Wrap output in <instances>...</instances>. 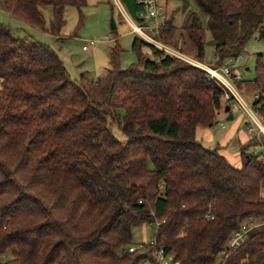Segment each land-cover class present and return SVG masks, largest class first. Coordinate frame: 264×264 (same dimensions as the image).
Segmentation results:
<instances>
[{
  "label": "trees",
  "instance_id": "1",
  "mask_svg": "<svg viewBox=\"0 0 264 264\" xmlns=\"http://www.w3.org/2000/svg\"><path fill=\"white\" fill-rule=\"evenodd\" d=\"M119 1L141 25L136 0ZM165 1L182 4L186 17L177 29L168 15L160 40L178 32L198 61L205 58L200 14L217 66L239 58L256 34L264 40V0H194L200 13L189 10L190 0ZM87 6L0 0L1 10L55 37L68 8ZM132 50L136 64L122 69L117 45L101 77L74 80L50 46L0 23V264H157L129 251L140 245L134 229L146 224L180 264H264V225L222 255L243 224L264 221V135L240 146L235 167L199 138L226 108L223 90L204 70L139 36ZM253 85L252 105L264 121L262 55Z\"/></svg>",
  "mask_w": 264,
  "mask_h": 264
},
{
  "label": "rangeland",
  "instance_id": "2",
  "mask_svg": "<svg viewBox=\"0 0 264 264\" xmlns=\"http://www.w3.org/2000/svg\"><path fill=\"white\" fill-rule=\"evenodd\" d=\"M87 4L88 6L81 11L73 7L66 10V23L58 37L52 36L47 31L31 27L15 19L1 9L0 23L8 25L19 37L31 38L36 42L50 46L59 55L74 80H78L81 74H87L92 80H97L101 77L105 69L109 68L111 52L117 45L122 50L120 59L121 68L126 69L136 64L138 62V57L132 50V44L137 36L133 34V28L129 23V18L127 19L126 16L127 12L123 6V8L121 7L122 4L120 1L118 0L117 4V0H87ZM181 5L179 3H170L168 8V15L174 17V26L177 29H181L185 23L186 15L182 11H179ZM189 10L200 13L194 0H190ZM43 13L46 20V28L49 29L53 19L52 9L47 8ZM200 18L205 28V58L203 61H198L196 59V51L191 43L187 41L184 43L179 40L178 32L175 34L176 38L171 39L167 43L162 40V43L174 52L181 53L190 61H196L205 66L218 68L220 66L216 64L215 51L210 44L212 36L207 30V16L200 14ZM112 22L116 25L115 30H112ZM91 42H94L95 46L88 51H84V47ZM260 55H262V61L264 63V40L261 39L260 34H256L246 45L241 58L235 62L228 63V66L235 69L246 82L241 91L245 99L250 102L253 101L256 94L253 80L255 79V66ZM234 114L235 121L238 120L239 117L245 118L244 115L240 113L235 112ZM243 121L242 124L239 125L240 130L244 128ZM218 122H222L224 127H228L234 123L232 121H227L225 113L221 112L220 116H217V122L213 128L215 134H218V132L222 130V128L220 129L217 125ZM113 132L120 141L125 139L117 127L113 128ZM216 144L217 142L215 141L210 145L215 147ZM208 146L209 145L206 144V147ZM238 151H236V154L241 162L240 153ZM259 152L260 150H257L256 153ZM262 195L264 197V188L262 190ZM155 233L156 228L149 224L135 228L133 235L134 244L150 243L154 240ZM11 256V252H8L2 256V261H8L11 259ZM140 264H153V262L145 260Z\"/></svg>",
  "mask_w": 264,
  "mask_h": 264
},
{
  "label": "built area",
  "instance_id": "3",
  "mask_svg": "<svg viewBox=\"0 0 264 264\" xmlns=\"http://www.w3.org/2000/svg\"><path fill=\"white\" fill-rule=\"evenodd\" d=\"M138 6L142 8L139 13V18L143 22L141 25L133 22L128 15L129 23L133 28V33L148 42L149 44L163 50L164 52L179 57L191 63L195 67L204 70L208 73L212 81H214L224 93V102L226 106L230 107L231 112H237L247 120V128L249 134L252 136L260 137L264 135V121L259 113L254 109L252 102L245 99L243 96L239 84L242 83L243 78L228 66L229 62H235L239 58L229 59L225 65L213 68L211 66H205L196 61H190L188 58L183 56L181 53H176L168 46L162 43L160 40V34L163 29L164 22L168 18V5L165 0H136ZM118 4V0H117ZM119 7V5H118ZM122 7V5H121ZM123 8V7H122ZM121 9V8H120ZM126 13V12H125ZM95 43L91 42L89 45L84 47V51H88L94 47ZM257 96H254L255 100ZM224 127V124H219ZM264 225V221L261 224L250 223L243 224L239 230L233 233L228 242V248L222 253L226 255L229 251L241 247L247 240L248 233L253 229ZM130 252L138 251L141 255H146L153 259L157 264H180L179 261L175 260L170 254H167L163 247H158L156 241L153 240L148 244H140L139 246H133L129 250Z\"/></svg>",
  "mask_w": 264,
  "mask_h": 264
},
{
  "label": "crops",
  "instance_id": "4",
  "mask_svg": "<svg viewBox=\"0 0 264 264\" xmlns=\"http://www.w3.org/2000/svg\"><path fill=\"white\" fill-rule=\"evenodd\" d=\"M133 34L136 35L135 33ZM244 85L245 83L241 85V90L244 88ZM223 113H225V116L228 119L229 113H226L225 109ZM234 113L235 112H233V115H235ZM220 114L218 116H220ZM242 121L244 124V128L240 130L239 125L242 124ZM232 122L234 123H232L228 127H221L219 123L222 122H218L217 125L220 127V129L222 128V130H220L218 134L214 133L213 131L214 127L209 129H202L199 131V138L202 140L205 146L206 144H208L209 148H216L217 146L220 147L221 148L220 152L227 158V160L235 167H240L241 162L237 157L236 151L240 149V146L242 144H245L246 142L251 140L252 136L248 132L246 118L239 117L238 120L235 121V116H234ZM215 141L217 142V144L215 147H212L210 144L214 143Z\"/></svg>",
  "mask_w": 264,
  "mask_h": 264
},
{
  "label": "water",
  "instance_id": "5",
  "mask_svg": "<svg viewBox=\"0 0 264 264\" xmlns=\"http://www.w3.org/2000/svg\"><path fill=\"white\" fill-rule=\"evenodd\" d=\"M115 29H116V25H115L114 22H112V30H115ZM225 112H226V113H229V117H228L227 120H228V121H232V120L234 119V115H233V113L231 112L229 106H226V108H225Z\"/></svg>",
  "mask_w": 264,
  "mask_h": 264
}]
</instances>
